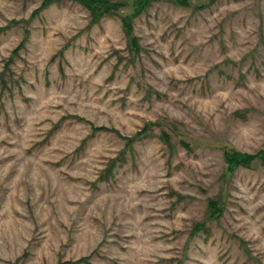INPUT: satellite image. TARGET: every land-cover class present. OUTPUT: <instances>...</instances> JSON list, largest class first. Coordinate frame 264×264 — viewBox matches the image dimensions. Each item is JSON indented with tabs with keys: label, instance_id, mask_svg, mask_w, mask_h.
<instances>
[{
	"label": "rangeland",
	"instance_id": "rangeland-1",
	"mask_svg": "<svg viewBox=\"0 0 264 264\" xmlns=\"http://www.w3.org/2000/svg\"><path fill=\"white\" fill-rule=\"evenodd\" d=\"M43 2L0 0V264H264V0Z\"/></svg>",
	"mask_w": 264,
	"mask_h": 264
},
{
	"label": "trees",
	"instance_id": "trees-1",
	"mask_svg": "<svg viewBox=\"0 0 264 264\" xmlns=\"http://www.w3.org/2000/svg\"><path fill=\"white\" fill-rule=\"evenodd\" d=\"M53 1L58 3V2H61L62 0H46V2L44 0V2L42 3V6H46L47 4H49L50 2H53ZM68 1H79L81 3H83V2L85 3L86 2V0H68ZM211 1H213V0H211ZM108 10L112 11L111 8H109ZM108 12L109 11H102L101 14L105 15ZM94 130H97V129H94ZM163 137L166 138V136H164V135H163ZM228 159H229V162L233 163L232 164V168H233V165H235V164L248 163V162H250V161H252L254 159H258L260 161H264V153L249 155L248 157H245V159H240V157H239V159H236L235 156H229ZM210 206H214L213 202H212V205L210 204ZM63 264H78V262L77 261L76 262H64Z\"/></svg>",
	"mask_w": 264,
	"mask_h": 264
}]
</instances>
